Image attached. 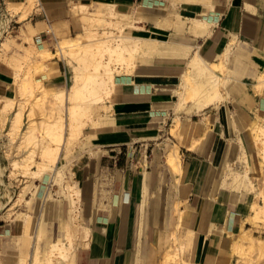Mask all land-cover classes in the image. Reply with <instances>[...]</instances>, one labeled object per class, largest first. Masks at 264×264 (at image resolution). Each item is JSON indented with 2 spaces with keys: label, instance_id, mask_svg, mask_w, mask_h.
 I'll list each match as a JSON object with an SVG mask.
<instances>
[{
  "label": "crops",
  "instance_id": "crops-1",
  "mask_svg": "<svg viewBox=\"0 0 264 264\" xmlns=\"http://www.w3.org/2000/svg\"><path fill=\"white\" fill-rule=\"evenodd\" d=\"M99 1L39 0L40 9L35 8L32 20L30 16L19 20L5 1L7 16L2 28L6 31L10 21L17 18L24 23L21 28L27 30L29 21L38 27L36 44L54 49L59 37L73 35L78 22L83 27L73 6L82 3L93 7ZM105 1L121 11L139 9L140 18L130 30L132 35L184 45L187 54L148 55L139 61L137 74L116 75L112 101L106 103L115 113L114 122L100 131L102 136L91 139L87 151L70 159L71 170L65 171L64 185L35 179L41 193L33 204L36 213L31 227L38 225L42 214L47 234L60 236L70 210V200L62 190H67L70 181L80 189L78 221L92 229L86 239L89 245L77 248L75 264H160L177 222V205L185 210L184 235L193 232L192 244L183 255L188 262L237 264L233 244L242 227L252 228L246 219L252 214L253 196L247 190L223 186V171L226 163L237 158L242 143L249 152L255 148L250 125L257 112H264V87L257 88L254 77L257 69L264 72V0ZM177 13L208 19L211 25L205 31L170 25ZM230 42L227 65L235 71L240 66L245 70L233 74L228 102L203 111L211 118L210 130L201 120L203 112L190 118L183 115L176 135L179 139L173 137L168 120L175 115L182 71L196 52L213 60ZM55 59L49 64L59 72L47 77L45 84L59 88L70 78L63 70L65 63ZM8 77L9 71L0 69L1 86L10 83ZM166 139L178 144L182 154L179 181L167 164L165 148L159 146ZM90 148L99 152L92 156ZM50 189L55 199L48 201L44 196ZM27 196L31 198L32 192ZM7 199L9 194L1 191L0 212ZM96 214L102 217L99 224L94 221ZM1 215L0 264H19L21 247L16 233H12L16 224ZM29 247L31 253L33 247Z\"/></svg>",
  "mask_w": 264,
  "mask_h": 264
},
{
  "label": "bare ground",
  "instance_id": "bare-ground-1",
  "mask_svg": "<svg viewBox=\"0 0 264 264\" xmlns=\"http://www.w3.org/2000/svg\"><path fill=\"white\" fill-rule=\"evenodd\" d=\"M38 2L39 0H6L7 9L12 15H18L19 20L26 19L28 12L33 8L37 7L39 10ZM247 5L256 9L252 4ZM73 7L82 19V30L73 35L59 37L54 49L39 47L36 44L34 35L38 27L27 21L28 29L22 30L26 33L25 37L32 38L34 42L28 45L23 41H14L20 47L24 46L25 51L12 53L17 67L14 71V79L21 98L16 99L13 96L0 94V115L5 116L0 121L4 123V126L6 125L8 133L19 134L20 150L27 148L28 153L26 156H17L11 142L9 144L12 151H10V156V149L5 145L8 148L6 155L10 156L9 175L15 176L17 172H22L31 177V181H25L26 183L21 186L8 205L6 212L1 215L5 218L11 216L12 219L8 218L16 224V236L21 247L19 264H75L77 248L81 245H89L86 239L92 229L78 221L77 199L81 194L76 183L68 184L67 190H62L66 198L70 200V210L64 219L63 232L58 238H53L46 233L42 214L38 225L30 227L33 214L26 209L15 211V206L20 201L25 200L30 203L34 195L41 193V186L35 184V178L60 184L65 177V171L71 170V167H68V154L73 151L79 155L78 149L71 150L73 137H75L74 121L86 114L92 104L98 103L103 96L113 94L116 75L137 74L140 67L137 58L142 61L148 55L183 56L187 54V51L183 49L184 45L132 35L130 30L136 27L135 22L140 18V11L137 7L121 11L115 4L105 0H100L99 4L93 7L82 3H77ZM171 20L170 25H177L180 28L193 27L196 31H205L211 25L208 19L188 18L179 13ZM9 45L8 40H1L0 52ZM231 47L232 42L222 54H217L213 60L202 58L198 52L192 56L188 67L181 73L180 85L176 89L178 99L175 101V115L172 118L170 129L172 134L178 135L177 130L183 115L190 118L192 114L203 112L211 105L220 106L222 101L229 100V90H227L228 93H224L222 89H228L233 81V74L238 72L242 74L245 70L244 66H240L239 70L235 71L227 65ZM33 54L35 58L31 61V65L36 71L32 75H29L27 71L22 74L24 59ZM106 54H108L107 57H105ZM55 58L66 60L74 72L73 82L67 87L57 88L44 85V78L53 75V72L48 70V66L49 62H55ZM254 77L256 87L262 88L264 72L257 69ZM26 104L27 112H25ZM42 105L46 106L39 110ZM10 111L13 114L5 123ZM38 113L44 116L35 118ZM203 114L201 120L208 131L212 125L211 118L206 112ZM230 117L235 116L230 113ZM114 118V112H107L100 120L94 119L93 124L95 126L101 123L105 127L114 122ZM235 120L236 118L232 121L234 126ZM253 135L258 151L262 150L264 153V126L254 129ZM159 146L165 148L167 164L179 181L182 172V154L179 145L166 139L159 143ZM0 171H3L1 156ZM253 172L249 153L242 143L237 158L233 162L226 163L223 171V186L247 190L248 193L255 191L256 183L252 179ZM34 186L35 189H33ZM30 190H32V196L28 198L26 194ZM44 198L54 200L53 191L50 189L46 192ZM176 208L177 222L171 235L170 245L162 253L160 262L161 264H192L183 255L185 249L192 244L193 232L188 231L184 235L182 222L185 210L178 208V205ZM251 210L252 214L246 219L247 222L258 223L259 219H264V201L258 203L252 200ZM13 211L16 213L11 215ZM94 221L99 224L102 217L96 214ZM30 244L33 251L28 253L27 247ZM159 246H162L161 242ZM245 246L250 250L258 249L264 253V237H258L252 233L250 228L242 227L238 237L235 238L233 250L243 253Z\"/></svg>",
  "mask_w": 264,
  "mask_h": 264
},
{
  "label": "rangeland",
  "instance_id": "rangeland-1",
  "mask_svg": "<svg viewBox=\"0 0 264 264\" xmlns=\"http://www.w3.org/2000/svg\"><path fill=\"white\" fill-rule=\"evenodd\" d=\"M5 1L6 0H0V31L4 29V32H0V41L1 40H8L10 42V45L8 47L3 48V50L0 52V69L9 71L8 80L10 81V83L7 86L5 84H2L3 86L0 85V94L13 96L16 99H18V98H21V96H20L19 91H18L17 82H15V79H14V77H15L14 71L16 70L17 67L15 65L16 59L14 58V56H12V53H16V52L19 53L21 50L25 51V47L24 46L20 47L17 44V42H14V41H20V42L23 41V43L28 44V45L32 44L34 41L32 38H26L25 37L26 33L21 28L22 25H24V23L18 21L17 18H13V20L10 21V23L8 25V29L6 31H5V28H2L3 19H5V17L7 16V12L5 9ZM35 8L30 10L27 14V18L30 16L29 17L30 20H32V14H33ZM78 24H79V26H76V31L78 29L82 28V25L79 22H78ZM76 31L73 32V34H75ZM22 47H23V49H22ZM107 56H108V54H106L105 57H107ZM34 58H35V55L33 54V55H29L28 58L24 59V63L22 66V68H23L22 74L25 71H27V73L29 75H32L33 72L36 71L34 69V67L31 65V61H33ZM58 60H61L63 63H65V68H63V70L65 71L66 74H68V76L70 78V79H68L67 84L65 86H63V87H67L68 85H70L73 82L72 76H73L74 72L72 71L70 64H68L66 62V60H64V59L62 60V58H58ZM137 60H138V62L141 61V59H138V58H137ZM48 67H49L48 70L50 72H53V75L57 74L55 72V70H56L55 68L51 67L50 65ZM46 78L47 77L44 78L43 82H44V85L46 87H48L45 84ZM262 88H260V90ZM222 91L224 93H228L226 88H223ZM176 99H178V97ZM109 101H112V94L103 96L100 100H98V103L97 102L93 103L92 106L87 110L86 114L82 115L81 118L74 121L75 137H73V142L71 144V148H72L71 150H75V149L77 150L78 149V153L81 154V153L88 150L87 147H88L89 143H91V139L97 138V137L103 135L100 131L104 130L105 127H103V125H101V123H99V125L96 124L94 126L93 120L94 119L100 120V118H102V115L106 114L107 112L110 113L112 111V106H108L106 104ZM226 102H228V101H226ZM45 106L46 105H42L39 110H41L42 107L44 108ZM216 107L219 108L220 106H216ZM78 110H81V109L78 108ZM25 112H27V104L25 107ZM12 114H13V112L10 111V113L6 117L5 123L8 122L9 117H11ZM3 116H4L3 114L0 115V120L3 118ZM39 116H44V115L41 113L40 114L38 113L35 116V118L39 117ZM168 121H169L168 123H172V119H170ZM168 125H170V124H168ZM3 126H4V123L1 122L0 123V129H2V130H0V147H1L0 148V156L2 157L3 171L2 172L0 171V192L2 191V193H8L9 199H7V203L5 204L4 208L2 209V211L0 213L6 212L8 205L13 200L16 193L20 190L21 186L24 183L31 181V177L29 175L27 176V174L22 173V172H17V174L15 176L9 175L10 174L9 173L10 172L9 157L11 156V152H12L10 149L11 146H9V144L12 142V145L15 148V154L17 156H24V155L26 156L28 153H27V148H26V150H22V151L20 150L21 146H19V144H18L19 134L11 135L10 133H8V130H6V128H5L6 125L4 127ZM263 126H264V112L263 113L257 112L255 121L250 125L251 131L253 132L254 129H256L258 127H263ZM165 133H166V130H165ZM173 137L179 139L178 136H176V135H173ZM96 140H98V139H96ZM254 141H255V139H254ZM5 145H6V147H8L10 149L9 150L10 156L8 154L6 155V153H8V151H7L8 148H6ZM246 149H247V147H246ZM90 152L93 156L94 154H97L99 152V150H93L92 148H90ZM248 153H249V157H250V161H251V166L254 170V172L252 174V179H254V182L256 183V189H255V191H251V195L253 196V201L260 203V202L264 201V153L262 152V150L258 151V147H257L256 143H255V148L253 150H251L250 152L248 151ZM12 155H14V153H12ZM73 156H76V154L73 151H70V153L68 154V167L70 166V163H71L70 159ZM35 179H34V182H35ZM64 179L65 178H63L61 180L60 185L63 184ZM56 184H59V183H56ZM68 184H72V183L68 182L67 186H68ZM34 187H33V189H35ZM30 192H32V190H30ZM28 193L26 194V196L28 195ZM37 196L38 195H34L33 200L30 203H27L25 200L20 201V203L15 206L16 207L15 211L26 209V211L32 212L33 217H35L36 208H33V204H35V202L38 201ZM27 197H29V196H27ZM48 201H51V199H48ZM25 206H26V208H25ZM15 211H13L11 215H13V213ZM8 217H10L12 219L11 216H8ZM8 217H6V218L2 217V218H5L6 220H9V221L13 222V224H15V222ZM33 217L31 220L30 227L32 226ZM250 224L252 226V228H251L252 233L257 235L258 237H262V234L264 232V219H259L258 223H252L251 222ZM51 229L53 230V228H51ZM12 233H16V228L12 231ZM46 233H48L47 230H46ZM30 242H32V241H30ZM29 243H28V245H29ZM246 247L247 246L244 247L243 253H240V252L238 253V252L233 250V253L236 254L237 258H238L237 264H264V253H261V251H259L258 249L250 250L248 247L247 248ZM14 248H15V249H13L14 252L18 253L15 246H14ZM27 248L29 249L30 247H27ZM29 251L30 250H28V253H29ZM160 264H161V262H160Z\"/></svg>",
  "mask_w": 264,
  "mask_h": 264
}]
</instances>
